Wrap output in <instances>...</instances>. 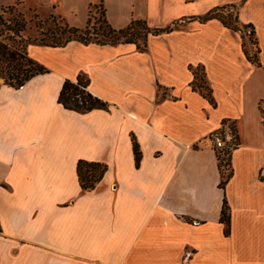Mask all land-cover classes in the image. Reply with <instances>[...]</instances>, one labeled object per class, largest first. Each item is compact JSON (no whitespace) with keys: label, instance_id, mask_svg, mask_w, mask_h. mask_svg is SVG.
<instances>
[{"label":"crops","instance_id":"obj_1","mask_svg":"<svg viewBox=\"0 0 264 264\" xmlns=\"http://www.w3.org/2000/svg\"><path fill=\"white\" fill-rule=\"evenodd\" d=\"M16 1L76 28L97 2L11 0L0 14ZM100 3L114 29L140 20L171 30L150 34L145 51L30 44L49 72L20 88L0 83V264H264V0ZM219 8L237 9L241 31L201 20ZM80 75L108 109L58 102ZM230 125L238 143L222 188L212 135ZM79 161L107 166L93 190L81 188Z\"/></svg>","mask_w":264,"mask_h":264},{"label":"trees","instance_id":"obj_2","mask_svg":"<svg viewBox=\"0 0 264 264\" xmlns=\"http://www.w3.org/2000/svg\"><path fill=\"white\" fill-rule=\"evenodd\" d=\"M93 7V6H91ZM90 7V18L88 24L84 28L72 27L68 24L66 19H61L63 22L62 27L56 28L54 31L50 32L52 39L50 41L42 42L40 45L46 47H65L70 42H79L85 45L97 44V45H117L121 43H133L136 44L138 50L145 51L147 48V39L150 34L158 35L164 32H170L168 29H156L152 30L146 21L135 20L127 28L117 30L114 29L105 17V11L102 6V18L97 24H92V12ZM212 19H218L222 24L234 31H241L238 26V21L232 23L231 18L228 15L222 13V9H215L208 13L206 16L201 18L202 21H208ZM54 21L55 18L52 17ZM238 20V18H237ZM1 21V17H0ZM19 31L25 28L23 21L17 22ZM245 28L251 29V34L254 35V30L250 26H245ZM139 39L143 40V43L138 42ZM30 45V44H29ZM28 45V46H29ZM17 52L9 50L5 45L0 44V65L2 62H9L15 60ZM249 60L257 63V59L249 57ZM27 63L29 69L23 71V66L17 67L13 66V73L10 72L8 77L1 76L5 79V83L15 87H22L31 78L48 73L49 71L29 58L27 55ZM11 64V63H10ZM197 78V75H196ZM89 79L83 75L78 76L76 81L65 80L62 90L59 95L58 102L62 104L66 109L74 110L77 112L85 113L90 112L94 109H108L107 103L93 96L89 91ZM203 85L200 83L194 85V88L201 89ZM205 97L212 100L210 92L203 93ZM134 152L136 155V160L139 162L140 152L137 144L134 145ZM220 169L222 170L221 161ZM107 171V166L101 163H91L87 161H79L77 165V174L79 177V182L83 190H93L97 183H99L104 174ZM222 180L220 186L225 187L229 178L231 177V172L227 176L221 171ZM221 221L226 225L225 233L228 235L230 233V213L227 202H224V207L222 210Z\"/></svg>","mask_w":264,"mask_h":264},{"label":"rangeland","instance_id":"obj_3","mask_svg":"<svg viewBox=\"0 0 264 264\" xmlns=\"http://www.w3.org/2000/svg\"><path fill=\"white\" fill-rule=\"evenodd\" d=\"M11 0H0L3 4H8ZM3 13L0 14V44L5 45L9 50L17 52L14 61L2 62L0 65V75L8 77L10 72L13 73V66H23V71L29 69L27 63V48L29 44H41L42 42H48L52 39L50 32L54 31L58 27H62L64 18L61 14L54 12L52 8L46 6L32 7L24 1H16L11 5L2 7ZM92 12V24H97L102 18V4L100 0H97L95 5L91 7ZM228 17L231 18L232 23L237 20V9L229 8L227 11ZM52 17L55 20H52ZM65 19V18H64ZM24 22L25 28L19 31L17 22ZM245 36H250V40L254 41V35L251 34V29L246 28L243 30ZM243 35V36H244ZM140 44L143 43L142 39H139ZM256 59L257 53L254 54ZM200 77H202V69L198 71ZM0 76V83L5 82V79ZM232 129V142L226 146L219 155L222 172L225 176L230 174V151L238 143V133L234 125H230Z\"/></svg>","mask_w":264,"mask_h":264},{"label":"built area","instance_id":"obj_4","mask_svg":"<svg viewBox=\"0 0 264 264\" xmlns=\"http://www.w3.org/2000/svg\"><path fill=\"white\" fill-rule=\"evenodd\" d=\"M224 128L223 130L227 132L226 134L217 132L212 135V141L218 149H224L232 142V129L229 128L228 130H225Z\"/></svg>","mask_w":264,"mask_h":264}]
</instances>
